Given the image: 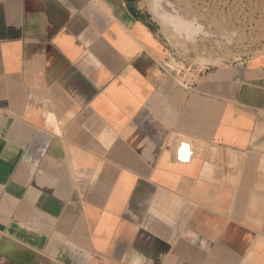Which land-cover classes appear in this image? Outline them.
<instances>
[{
  "label": "crops",
  "instance_id": "0c3cea01",
  "mask_svg": "<svg viewBox=\"0 0 264 264\" xmlns=\"http://www.w3.org/2000/svg\"><path fill=\"white\" fill-rule=\"evenodd\" d=\"M175 55L140 0H0V264H264V53Z\"/></svg>",
  "mask_w": 264,
  "mask_h": 264
},
{
  "label": "rangeland",
  "instance_id": "374dc122",
  "mask_svg": "<svg viewBox=\"0 0 264 264\" xmlns=\"http://www.w3.org/2000/svg\"><path fill=\"white\" fill-rule=\"evenodd\" d=\"M176 52L177 72L193 76L264 53V0H140ZM155 6V7H154ZM168 12L165 24L156 10ZM182 35L173 29L178 16Z\"/></svg>",
  "mask_w": 264,
  "mask_h": 264
},
{
  "label": "bare ground",
  "instance_id": "6f19581e",
  "mask_svg": "<svg viewBox=\"0 0 264 264\" xmlns=\"http://www.w3.org/2000/svg\"><path fill=\"white\" fill-rule=\"evenodd\" d=\"M155 7V6H154ZM155 10H156V8H155ZM156 13L158 14V16L161 18V20L165 23V24H167V18H170L171 19V13L169 14L168 12H165V11H162L161 9H159V10H156ZM178 16V15H177ZM180 22H184L183 20H181L180 18H179V16H178V22L176 21V22H173V26H170V27H173V29L176 31V33L178 34V35H181V36H183L182 35V31L185 29L184 27H183V24H180ZM184 37V36H183Z\"/></svg>",
  "mask_w": 264,
  "mask_h": 264
},
{
  "label": "water",
  "instance_id": "95a60500",
  "mask_svg": "<svg viewBox=\"0 0 264 264\" xmlns=\"http://www.w3.org/2000/svg\"><path fill=\"white\" fill-rule=\"evenodd\" d=\"M188 155H189V151H187V145L182 144V146L180 148V152H179L180 158L185 160L188 158Z\"/></svg>",
  "mask_w": 264,
  "mask_h": 264
},
{
  "label": "built area",
  "instance_id": "2783aa9c",
  "mask_svg": "<svg viewBox=\"0 0 264 264\" xmlns=\"http://www.w3.org/2000/svg\"><path fill=\"white\" fill-rule=\"evenodd\" d=\"M204 73V69L203 68H199L198 69V73H197V75H202Z\"/></svg>",
  "mask_w": 264,
  "mask_h": 264
}]
</instances>
